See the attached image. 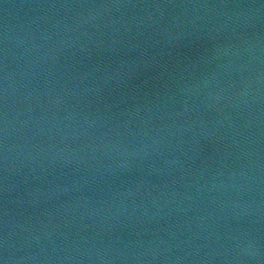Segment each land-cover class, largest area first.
Returning <instances> with one entry per match:
<instances>
[{
  "label": "water",
  "instance_id": "water-1",
  "mask_svg": "<svg viewBox=\"0 0 264 264\" xmlns=\"http://www.w3.org/2000/svg\"><path fill=\"white\" fill-rule=\"evenodd\" d=\"M0 264H264V0H0Z\"/></svg>",
  "mask_w": 264,
  "mask_h": 264
}]
</instances>
